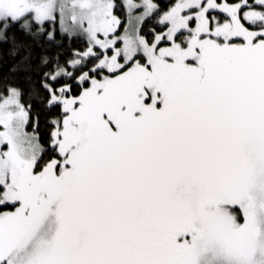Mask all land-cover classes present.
<instances>
[{
	"label": "snow or ice",
	"instance_id": "obj_1",
	"mask_svg": "<svg viewBox=\"0 0 264 264\" xmlns=\"http://www.w3.org/2000/svg\"><path fill=\"white\" fill-rule=\"evenodd\" d=\"M0 46V264H264V0H0Z\"/></svg>",
	"mask_w": 264,
	"mask_h": 264
},
{
	"label": "trees",
	"instance_id": "obj_2",
	"mask_svg": "<svg viewBox=\"0 0 264 264\" xmlns=\"http://www.w3.org/2000/svg\"><path fill=\"white\" fill-rule=\"evenodd\" d=\"M12 61L7 57L6 50L0 46V80L8 74V69ZM43 122V118H42Z\"/></svg>",
	"mask_w": 264,
	"mask_h": 264
}]
</instances>
